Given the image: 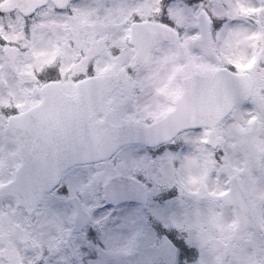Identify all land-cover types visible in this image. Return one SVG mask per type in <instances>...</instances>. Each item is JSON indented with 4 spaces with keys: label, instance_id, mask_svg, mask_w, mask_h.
Returning <instances> with one entry per match:
<instances>
[{
    "label": "snow or ice",
    "instance_id": "obj_1",
    "mask_svg": "<svg viewBox=\"0 0 264 264\" xmlns=\"http://www.w3.org/2000/svg\"><path fill=\"white\" fill-rule=\"evenodd\" d=\"M7 2L0 0V136L36 97L46 110L60 111L66 86L83 87L94 100L120 76L130 84L117 92L126 119L154 130L151 138L160 143L191 145L183 161L207 158L211 178L224 183L218 195L228 194L220 171L229 156L219 142L225 126L264 123V0H200L196 7L194 0H16L5 10ZM81 23L87 29L74 39L71 29ZM145 81L158 91L171 89L173 100L184 96L177 117L158 129V112L141 116L150 95ZM81 156L73 144L62 165ZM3 166L0 160V175ZM169 166L176 169L171 156L144 168L164 186ZM51 169L28 166L0 180V264H39L44 254L75 264L72 218L56 208ZM111 178L104 171L88 174L87 187ZM257 264H264V248Z\"/></svg>",
    "mask_w": 264,
    "mask_h": 264
},
{
    "label": "flooded vegetation",
    "instance_id": "obj_2",
    "mask_svg": "<svg viewBox=\"0 0 264 264\" xmlns=\"http://www.w3.org/2000/svg\"><path fill=\"white\" fill-rule=\"evenodd\" d=\"M187 2V0H185ZM200 4V0H194L193 7H196ZM87 29V25L81 23L78 26H75L71 29L72 36L74 39L81 40L82 32ZM144 55L143 53H141ZM144 60V57L141 58ZM146 62V61H145ZM178 83V81H177ZM175 86V85H173ZM162 87V85H161ZM67 96H76L78 94L77 90L72 89L70 86H66ZM130 88V84L123 79V81H117L109 90L106 97L103 99L102 106L98 110L95 118L91 121L92 127L100 130L104 124L112 125L115 128L121 129L123 133L120 136L131 137V138H145L147 137L149 144L146 143H132L122 147L116 155L111 159L100 162L96 164L86 165L75 167L66 173L63 178V182L60 186L53 191L56 196V208L57 210L65 216L71 217L72 222L68 225L72 231V238L75 244V264H89V259L85 257L84 243H81L80 240L91 239L94 245L101 246L107 244L110 248L115 249L121 245V233L117 231L120 225L121 216L119 214L121 207L106 206V209L96 211L92 214L90 225L83 230L81 229L77 232L74 229V217H75V207L74 202H79L80 205L85 208L89 202H102L104 199V182H100L87 187L86 177L88 173L95 174L97 171H104L106 176L112 178L117 176H124L130 178L132 181H135L145 187L148 194V199L151 202L153 199L161 201L170 195L184 196L185 190H180V187L185 184L180 178L179 168L183 166L184 161L195 164L199 169L200 173V155H194L188 160L183 158L189 156L193 152L191 145L187 143H160L154 138H151V133L154 130H146L142 128L141 125L135 123V121H128L124 115L123 101L117 99V92L120 90L127 91ZM145 89L150 95L145 96V103L141 106V116L146 115L148 112L156 111L158 112L159 119L155 121L156 124L161 121H164L163 125L174 120L177 116L169 117L176 110V100H173L170 95L171 89H165L163 91L156 90V85L153 81H145ZM181 96L180 98H182ZM87 100L88 98H84ZM42 100L40 97H36L32 101L31 106L38 105ZM67 111H72V108L69 106L64 107ZM47 116L45 120L47 122L43 124H37V131L39 137L44 134L45 138L39 139L37 144L33 146V154L28 156L21 155V145L17 144L15 147H12L11 152H7L6 157L8 162H11L17 166H20L23 163L24 159L27 161L33 162V165H40L43 163H50L53 156H51V151H53V146L51 145V140L48 139L50 136V131L41 129L49 125L48 121L51 118L52 112L45 109ZM53 119V118H52ZM253 123H256L257 130H252ZM89 126L79 124L70 120V115L67 116L66 130L65 134L73 136L83 135L84 131H88ZM47 129V128H44ZM86 129V130H85ZM101 131V130H100ZM101 135V132L99 133ZM240 137L248 141H254L257 145L260 146V142L255 139H263L264 137V123L260 120L253 121L251 124H245L242 126L227 127L225 126L223 131V138L227 137ZM220 139V143H222ZM263 141V140H261ZM173 157L176 163V169L174 170L176 175V184L175 189L178 190L177 194H170V183H167L164 186H157L152 178L150 171H145L144 165L145 162L152 163L154 161H159L165 157ZM264 156V154H263ZM0 160H2L0 158ZM3 161V160H2ZM4 165V163H3ZM181 165V166H180ZM4 170L6 166H3ZM190 169L189 175L193 176V179L188 183L196 179L194 171ZM196 169V168H195ZM77 173V174H76ZM79 176V177H78ZM37 180V179H34ZM130 180V181H131ZM115 190L121 192L122 188L120 183L116 185ZM127 190V189H126ZM174 190V189H173ZM125 191V190H124ZM120 194V193H119ZM58 201L63 203L58 205ZM131 207L137 208L138 211H144L143 206L140 204H131ZM147 210V209H146ZM249 229V228H245ZM102 237V239H100ZM39 259V264H59V257L49 256L47 254L43 255V258ZM136 264H152L146 262L145 259H140Z\"/></svg>",
    "mask_w": 264,
    "mask_h": 264
},
{
    "label": "rangeland",
    "instance_id": "obj_3",
    "mask_svg": "<svg viewBox=\"0 0 264 264\" xmlns=\"http://www.w3.org/2000/svg\"><path fill=\"white\" fill-rule=\"evenodd\" d=\"M232 144L233 145L230 144L231 146L228 151H233L245 146L244 158L246 160L240 162L236 159L239 157V154L232 152L231 158L235 160L228 159L223 172L226 175H229L230 172L236 173L239 175L242 182H247L246 186L250 191L248 192L250 196L254 198V206L257 208L260 215H262L261 219L264 222V187L259 185L257 182V176L255 175L256 167L261 165L260 163L257 164V156L259 157L257 144L254 141H250L248 144L232 141ZM11 145V135L7 131L3 136H0V147L3 148V151H0V158L10 151L12 147ZM6 165V167H11L13 163H6ZM188 167L191 168V171H194V174L200 175L199 177H196L194 181L186 183L188 187V195H190V197L185 198L186 203L180 202V204H178V200L167 202L168 204L166 207L164 205V209H158V217L156 219L159 223L168 226V230L172 228H181L179 226L182 225V223L190 229L191 232L186 229L188 233L187 238L190 239L189 244L186 245V250L193 257L197 254L199 255L192 261V264H223V256L218 249L227 250V248L224 247L223 243L218 242L216 243L215 248L212 242L213 240H224V237L228 235L224 230V227L236 222L237 214L235 215L232 213L233 216L231 217V213L221 205L218 195L223 188L221 182L217 184L214 181L212 189L208 191V193H205L202 198L199 197L204 185L202 183H210L212 180L209 175L210 170L204 165V163L201 164V174H199V169L195 164L184 161L183 166L179 168V175L183 182H189L193 179V176L189 175L190 169H188ZM5 172L6 171L2 170L3 174L0 175V180H6L7 176L5 177ZM254 177L256 179H254ZM261 181V184L264 185V177H261ZM126 214L127 209H124L122 215L125 216ZM137 226L138 224L135 223L128 224L127 227H125V232L122 233L123 239H125L131 230ZM165 235L170 234L168 232ZM140 237H143L146 240L148 238L149 245L145 241H142ZM156 239L157 236L154 231H150L146 235H134L128 244L122 245L120 248L108 252L107 254L109 257L106 260H108V264L123 263L124 261L127 263V255L138 251L141 253V257L144 258L146 262L150 263L151 259L159 258L160 248H158V245H150V243L156 241ZM261 243L262 240L258 239H244L242 243L236 246V252L233 250L230 251L229 249L227 251L233 258H236L235 253L238 255V260L235 264H246L245 260L251 258L254 260L257 254V250L252 247H256V244ZM88 253L91 257H94L99 264L104 263L105 255L99 250L89 248ZM228 262L231 263L229 257Z\"/></svg>",
    "mask_w": 264,
    "mask_h": 264
},
{
    "label": "water",
    "instance_id": "obj_4",
    "mask_svg": "<svg viewBox=\"0 0 264 264\" xmlns=\"http://www.w3.org/2000/svg\"><path fill=\"white\" fill-rule=\"evenodd\" d=\"M13 124H14V122H13ZM15 125V124H14ZM14 129H15V127H14ZM110 151H112V150H110ZM89 156H95V157H93V158H89L90 160H92L93 159V161H96V160H99V159H101V158H105L106 157V154H104L103 152H100V150H98V152H93V153H90L89 154ZM105 156V157H104ZM74 162V161H73ZM73 164H75V163H73ZM238 192H237V190L236 189H234L233 190V195L234 194H237ZM229 196H231V194H229ZM239 196V195H238ZM239 198H240V196H239ZM227 200V199H226ZM227 201H229V203H233V202H235V204L236 205H239V206H243L244 205V202L242 201V199L240 198V200H238V202H236V199H235V201H233L232 199L230 200V199H228ZM249 216L250 215H247V218H249ZM167 247H169V248H166L165 249V251H164V253H163V257L165 258V259H168L169 257H171L172 256V253H173V249L171 248V246H167ZM168 249H170V251H168Z\"/></svg>",
    "mask_w": 264,
    "mask_h": 264
}]
</instances>
